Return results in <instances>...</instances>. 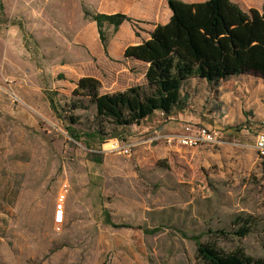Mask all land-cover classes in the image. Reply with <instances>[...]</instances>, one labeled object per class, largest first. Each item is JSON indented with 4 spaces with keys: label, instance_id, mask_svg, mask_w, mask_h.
<instances>
[{
    "label": "rangeland",
    "instance_id": "374dc122",
    "mask_svg": "<svg viewBox=\"0 0 264 264\" xmlns=\"http://www.w3.org/2000/svg\"><path fill=\"white\" fill-rule=\"evenodd\" d=\"M140 1L0 0V264H204L198 242L264 258V160L254 148L264 132V85L241 99L213 85L198 89L193 110L220 132L222 146L148 141L130 156L104 153L105 145L181 128L155 115L140 126L105 123L99 135L95 106L75 93L85 77L110 94L144 82L146 65L124 53L149 40L155 23L105 25V52L85 17L134 16ZM241 214L257 221L246 238L233 234Z\"/></svg>",
    "mask_w": 264,
    "mask_h": 264
},
{
    "label": "trees",
    "instance_id": "16d2710c",
    "mask_svg": "<svg viewBox=\"0 0 264 264\" xmlns=\"http://www.w3.org/2000/svg\"><path fill=\"white\" fill-rule=\"evenodd\" d=\"M167 4L172 11L170 22L158 25L149 40L129 46L124 53L125 59L148 66L143 84L110 94L101 93V82L96 78L78 81L75 93L88 97L95 106L99 135L105 123L121 128L140 126L157 112L171 116L184 109L187 97L183 89L191 79L205 80L210 85L242 75L264 79V12L244 11L231 0H167ZM85 17L96 23L105 52V25L118 30L127 22L136 23L125 14L86 12ZM255 219L236 216L239 228L233 234L248 237L257 225ZM216 234L226 236L224 231ZM197 257L204 264H264V258H254L243 248L225 252L215 244L201 242L197 243Z\"/></svg>",
    "mask_w": 264,
    "mask_h": 264
},
{
    "label": "crops",
    "instance_id": "0c3cea01",
    "mask_svg": "<svg viewBox=\"0 0 264 264\" xmlns=\"http://www.w3.org/2000/svg\"><path fill=\"white\" fill-rule=\"evenodd\" d=\"M180 1H183L185 3H203L209 0H180ZM231 1L238 4L244 11L256 9L260 12H264V0H231ZM140 6L142 8V11L130 17L135 21L136 20L142 21L145 19L153 21L155 25L153 26L154 29L152 30V32L156 29L158 25H166L171 20L172 11L168 7L167 0H143L140 1ZM132 61L138 64H143L136 60H132ZM146 67L148 66L146 65ZM144 81H145V74H144ZM227 85H233L236 87L235 95L230 96L229 93H225L228 89ZM263 85H264V79L260 77L251 76V75H242L231 78L226 81H222L218 85H213V86H215L216 91L223 90L224 96L227 95L228 99L230 98L241 99V97H243L244 89L246 91H250V96H251L257 93L259 89L263 87ZM203 86L205 88H208V90L212 91V88H210L211 85L207 83L205 80L194 78L187 82L185 88L183 89V96L187 97V103H186L187 105L184 109L176 111L171 116H164L166 117L165 122H167L165 125L166 128L170 130H176V129L179 130L181 126L187 122H194L199 124L202 123L201 118L199 117V113H196L193 110L194 107L193 101H195V96L198 93V89ZM155 115L163 116L160 112L155 113ZM214 125L218 126L215 123Z\"/></svg>",
    "mask_w": 264,
    "mask_h": 264
},
{
    "label": "built area",
    "instance_id": "2783aa9c",
    "mask_svg": "<svg viewBox=\"0 0 264 264\" xmlns=\"http://www.w3.org/2000/svg\"><path fill=\"white\" fill-rule=\"evenodd\" d=\"M148 141H161L171 147L178 146L187 149H196L202 146H222L224 144V140L218 130L203 126L199 123L188 122L182 125L179 131L163 133L157 130L150 139L136 143H126L119 139H112L105 145L104 153H118L124 156H130L135 146ZM254 148L258 156L263 159L264 132L257 135ZM69 191L70 186L64 183L57 196L54 219L58 227H60L65 220V207Z\"/></svg>",
    "mask_w": 264,
    "mask_h": 264
}]
</instances>
